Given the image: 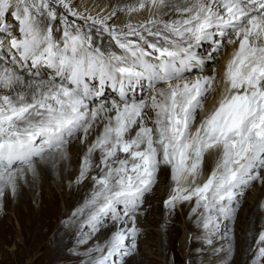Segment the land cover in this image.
<instances>
[{
  "label": "snow or ice",
  "instance_id": "1",
  "mask_svg": "<svg viewBox=\"0 0 264 264\" xmlns=\"http://www.w3.org/2000/svg\"><path fill=\"white\" fill-rule=\"evenodd\" d=\"M166 3L137 0L127 11H151ZM54 4L63 7L67 15L58 16ZM9 11L18 21L19 35L9 33L8 44L0 40V49L6 47L10 63L21 69H27L29 61L32 68L44 65L54 69L59 83L53 78L31 79L25 84L14 67L0 68V88L12 90L19 85L28 89L14 96L0 95V195L5 186L14 192L18 176L23 177L25 169H14L16 163L35 174L34 157L62 151L69 138L80 132L84 143L93 126L103 119L102 131L81 161L78 181L93 167L92 155L97 150L100 174L92 177L94 190L79 211L89 209L85 223L94 229L108 213L123 223L132 217L133 225L118 227L103 247L90 250L100 253L91 264H109L110 258L124 249L126 238L135 237L138 229L132 214L155 183L161 165L170 167L176 185L165 206L195 198L193 211L203 208L205 228L218 227L213 212L226 218L231 215V208L223 202L234 199L235 189L261 178L253 171L264 167V0H185L175 6L178 19L152 16L121 29L109 27L110 16H85L68 0H0V31H7L3 21ZM69 15L83 19L88 31L70 23ZM57 19L62 27L59 38L53 27ZM93 27L97 33H107L120 54L111 47L102 50L96 46ZM232 34L228 44L238 47L224 67L223 89L197 124L198 112H205L208 96L217 90V76L184 78L203 63L193 47L210 42L218 51L223 38ZM4 59L0 53V60ZM38 75L29 72V76ZM89 79H98L101 90L93 91ZM144 79L151 95L129 102L126 89ZM108 82L113 88L119 86L120 102L91 108L90 99L100 97ZM161 83L164 86L158 88ZM133 130L134 135H129ZM213 154L215 166L206 181L198 184L205 156ZM117 205L124 206L123 216L117 214ZM257 245L253 264L264 260V231Z\"/></svg>",
  "mask_w": 264,
  "mask_h": 264
},
{
  "label": "bare ground",
  "instance_id": "2",
  "mask_svg": "<svg viewBox=\"0 0 264 264\" xmlns=\"http://www.w3.org/2000/svg\"><path fill=\"white\" fill-rule=\"evenodd\" d=\"M95 1L96 0H81L80 9L86 8V11L87 10L89 11V8L91 7L90 10L91 12H93V15L96 14L95 16L105 17V16H109L107 15L108 8L116 9V11H119L120 9H121L120 11H127V8L129 6L135 5L137 3V0H109V1L97 0V2L94 3ZM89 2L90 4L88 6L87 4ZM98 2H100L99 5ZM184 3L185 0H167L165 6L161 7L160 9L153 8V11L155 9L156 10L158 9L156 13H160V14H153V12L152 13L146 12V10L149 9L145 8L144 10H142L140 13L137 14L132 12L127 16L122 15L120 17H117L119 21L115 25L119 26L120 29L122 28V26H125L129 23L133 25H138L148 20L152 16L163 19L165 21L178 19L179 13L176 12L173 14V11H175L174 9L176 5H182ZM121 5L122 7H120ZM171 12L173 15H167L168 13ZM154 27H158V26H154ZM93 30L96 31V27H93ZM10 38L11 37L8 38L7 44ZM218 38L219 37H216V39ZM233 38L234 36H232V39ZM227 46L228 47L226 54L222 56L217 55V59H218L217 85L219 84L218 87L220 89V92L214 94L213 96L210 95L211 97L209 96V98L205 102V112L202 113L198 112V114L201 113L202 116H204L206 114V111L210 110L214 106V102L219 99L221 90L223 89V84L220 83V81L222 82L224 67L227 61L231 58V54L234 51V49L238 47V44L230 45L228 44L227 41ZM100 47L102 48V50H106L111 46L110 43H108L107 41L103 43ZM204 47L206 48L208 47L210 49L211 45H206L200 48L204 50ZM198 49H197V54L200 55L201 57H205V54H203ZM212 51H214V49ZM205 60L208 59L205 58ZM0 68L2 67L0 66ZM207 70H209L207 68V65H204L201 70L202 72L199 73L193 72V74L186 72L184 74V78L185 79H190L191 77L195 78L197 76H200L203 72ZM17 73L20 75L23 74L19 72ZM23 77L25 78V76ZM40 79H44V78H40ZM47 80L49 79L47 78ZM10 92L13 96L15 95V91L12 92L11 90L9 91V93ZM100 104H101L100 102H97L96 107H98ZM106 105L109 107L111 106L110 103H106ZM147 123L149 126H151L150 120H148ZM196 123H199V118H197ZM98 124L99 125L97 126L96 130H93L91 132L92 134L88 137L91 143L96 139L100 131H102L103 126H101L100 123ZM194 128L195 125L193 127V130ZM95 133L96 136H92ZM129 135H134V130ZM65 147L66 146H64V148ZM64 148L62 151H55L56 153L59 154V156H57L54 151H48V153H45L43 157L36 156L37 160L33 162L36 169L34 176L31 177L30 180H28V174H26L25 173L26 171H24L23 177L18 176L17 178L15 191L13 192L12 190V197L8 193L10 189H8L6 192L5 188L3 190V195H0V221L5 222V219H7L6 222H8L10 225L12 224V217H13L16 219L19 226V229H17V231L14 230V233H12V230L10 231L11 227L7 225L6 227L0 229V234H2V232L6 228L8 230L9 237L12 238L16 232L17 235H21V238L24 240L23 242H21L23 246L27 245L28 242L25 243V241L30 238V234H31L35 238L33 239V241H36L35 245L37 246V248L43 250V253L39 255L35 254V256L33 257L35 264H41L42 262L43 264L69 263V261L62 258L64 251H69L70 249H73L75 252L74 256L76 255L79 256L78 254L81 252L82 254H84L83 253L84 251H87L89 253V249H93L94 246L92 243L90 244L88 242L91 241L93 237L94 238L96 237L94 234L98 230L99 233L97 232L98 233L97 245L100 244L103 247L105 241L118 228L116 226L117 223H119V225L122 226V222L112 221L113 214H107V218L100 219V221L96 224L95 229L93 228L92 225H90V230H83L82 226L85 223V219L82 216L81 214L82 212H80L79 209L84 207L86 198L87 196L89 197L88 191L89 190L91 191L94 187V181L91 178V173L97 172L98 175L100 174V167H101L99 166L100 152L99 150H97L92 155L93 167L86 174L88 175V177H86L87 179H85L84 181L83 180L78 181L77 178L79 177L80 174L79 165L81 164V161L88 147L86 146L80 147V144L73 145V148L70 147L69 149V151H71L74 154L73 156H69L70 153L66 155L65 152L66 150ZM75 156H78L76 159L77 163L75 162L76 163L75 167H70V162H71L70 159L72 157L75 158ZM58 158H61L59 162L57 161ZM215 162H216V157L214 154L205 156L203 169L204 171H206L207 174L206 173L205 174L207 177H208V173L210 174L211 170L215 166ZM19 168L20 167L17 166V164L14 165V169H19ZM73 170H76V173H73ZM162 170L163 172L161 174L164 175V182L166 183L169 191V187L172 184V179L169 176V166L161 165L158 172ZM255 172H258V170L255 169L253 171V175L256 174ZM259 172H261V174H259L261 178L256 179L251 187L248 188L246 184L247 186L246 188H244L245 185H241L240 186L241 188L238 187L237 190H235L236 195L234 199L231 202H229L231 203L230 204L231 215L228 218L217 212L218 227L216 226H210L209 228L204 227V210L202 207L196 208L195 212L192 210L188 211L186 207L182 209L181 218H183L185 224L189 227L187 228L191 231V233L198 232L197 234L198 238L196 236H194L193 238L194 240L193 245L195 249L198 248L200 249V250H196L194 253V256L197 259L196 263L202 264L203 260L205 261L206 258L208 259L209 257L213 255L215 256L216 254L223 255L229 249L232 248L233 249L236 248L237 252H232L234 256L231 258L228 256L227 258H224L225 260H231L232 263L235 262L241 263V261L242 262L244 261L243 262L244 264H246L248 261H252L253 254L251 252V246L254 245L253 243L254 238L257 237L258 235L255 234V231L258 230V233L260 231H264V167H261ZM53 176H57L58 178L57 182L59 183L60 190L57 193H54V195L48 196L39 187L38 183L39 181L46 182ZM257 185L260 188H258ZM242 190H244V192L246 191L245 192L246 194H250L255 199L254 201H256V203H254L253 205L244 206L243 209H240L242 210L240 212L238 210V204H240L243 200L242 197L239 196L240 191ZM51 201L53 204L51 203ZM58 201H61L63 203L64 209H61L58 206L57 204ZM195 207L196 204L193 206V208ZM9 210H13L14 215L12 216L7 215ZM121 210H124V207H121ZM169 214L172 215L169 217L170 219L176 220L177 215L174 212L170 211ZM235 214L236 216L234 217ZM24 218L28 220L26 225ZM233 222L235 225L233 224ZM104 224H107V226ZM151 224L155 225V223H151ZM226 224L231 225L228 227L229 228L228 230ZM0 225L3 224L1 223ZM127 228H129V226ZM76 229L79 230L75 232L74 230ZM137 229L139 231L143 230L140 227H138ZM27 230L29 231V234H25ZM69 230L71 231L73 230V233H69ZM219 230H225V232L224 233L221 232L220 235L219 234L215 235ZM241 230L243 232H241ZM139 231L137 232L136 235L140 233ZM145 232L146 231L143 230V233ZM212 235L213 237H211ZM84 244L88 245L86 250L79 248V247H83ZM97 245L95 247H97ZM27 251H29V249ZM224 259L218 260L217 258L214 260L215 262H213L212 264H219V263L223 264L224 261L222 260ZM70 263L77 264L76 257H72Z\"/></svg>",
  "mask_w": 264,
  "mask_h": 264
},
{
  "label": "rangeland",
  "instance_id": "3",
  "mask_svg": "<svg viewBox=\"0 0 264 264\" xmlns=\"http://www.w3.org/2000/svg\"><path fill=\"white\" fill-rule=\"evenodd\" d=\"M80 1L81 0H68V2L70 3V5L72 6V8L74 10L84 14L85 16H87V15L95 16L96 15V14L93 15V12H91V10H90L91 7L89 8V11L88 10L86 11V8L80 9ZM107 1H109V0H107ZM13 2H14V0H13ZM96 2H97V0L94 3H96ZM89 4H90V2L87 5L89 6ZM99 4H100V2H98V5ZM53 6L57 8L58 16L60 14L67 15V11L63 7H57L55 4ZM120 7H122V5ZM158 9H160V8H158ZM120 10L116 11V9H112V8L109 9L108 8L107 15H109L111 17L109 19V21H107L109 27L115 26L117 29H120L119 26L115 25L119 21L117 19V17H120L122 15L127 16L130 14L128 11H120ZM157 10L155 9L153 11V9H151V11L146 10V12H149V13L153 12V14H160V13H156ZM141 11H137V12H133V13L137 14V13H140ZM113 12H115V15H111ZM174 13H176V11H173V14ZM173 14L171 12V13H168L167 15H173ZM68 19H69L70 23L74 21L76 25H80V26L84 27L85 32L88 31V27L85 25V21L83 19H78V18L72 17L70 15L68 16ZM3 22L7 25V31H0V40H2L5 45H7L8 38L10 37L9 33H11V35H16V36L19 35V32H18L19 24H18V21H16L14 19V17H12L11 11H9V13L6 14V20H4ZM53 27H54V35L57 38H59V36L62 35V27L59 23V19H57L55 22H53ZM123 27L124 26H122V28ZM93 31L94 30L92 28L91 33L93 35V39H94L96 46H101L103 43L108 41V43H110L111 50L116 51L117 54H120V50L115 46V43L110 40V37L107 35V33L106 34L103 32L97 33V31H94V32ZM104 35H106V36H104ZM232 36H234V34H232ZM232 36L223 38V40H222L223 47H221L218 51H212V49H208V47L207 48L204 47V50H202L201 48L198 49L203 54H205V57H203V58L208 59V60L204 61V65H207V68L209 70L203 72L201 75H208V76L216 75V76H218L217 55L222 56V55L226 54L227 47H228L227 41H228V39H232ZM149 39H153V38L150 37ZM219 39H221V38L219 37L218 40ZM6 49H7L6 47L4 49H0V53L4 54L6 52ZM3 51H4V53H3ZM206 53H208V54H206ZM4 56H5V59L0 60V66L2 68L3 67H14L16 72L23 73L22 75L25 76V78H24L25 84H27V82L31 79H38V80H45V81H47V78L50 79L49 74L47 73L46 70L43 69V66H39L41 68V72L39 73V74H41V76H29V73L27 71L32 70L30 66H28L29 69L27 68L24 70H18L16 68V66H14L10 63V59L7 58L8 54L5 53ZM213 57H215V58H213ZM32 73H35V70H33ZM196 76H197V74H196ZM40 78H44V79H40ZM190 79H193V77H191ZM220 83H222V82L220 81ZM218 85H217V90L215 92H213L212 94H210L211 96L220 92ZM159 87L160 86H158V88ZM27 90L28 89L26 87L22 88L21 86L17 85L15 89H12V92L15 91V93H16L19 91H27ZM9 91H11V90L0 88V95H12L11 92L9 93ZM150 93H151V91L144 92V94H142V96L136 100L144 99V98L150 96L151 95ZM209 96H208V98H209ZM132 101H130V102H132ZM110 105H111V103H110ZM96 106H97V101L94 104H92L90 107L96 108ZM201 113L198 114V117H197V118H199V121L204 117V116H202ZM112 114H114V113H111L109 115H112ZM98 123H100V125L103 126L105 121L103 119H100L97 122V124L93 126V129L90 131V134L88 135V137L92 134L91 132L93 130H96L97 126L99 125ZM82 135H83V132H80V133H77L75 136L69 138V142L65 145L66 147L64 148L66 150L65 151L66 155H68V153L71 154V155L69 154V156L74 155L71 151H69V149H70V147L73 148V145H75V144H77V145L80 144V147L81 146L82 147L83 146L88 147L91 144L88 137L84 143H81L80 137ZM92 136H96V133L93 134ZM88 143H90V144H88ZM45 153H48V151H46ZM56 155L59 156L58 153H56ZM77 157L78 156H75V158L72 157L70 159V161H71L70 167H75V165L77 163L76 162ZM120 157H123V154H121ZM36 160H37L36 157H34L33 162H35ZM60 160H61V158H58L57 161L59 162ZM16 164L20 168L21 167L25 168V171H26L25 173L28 174V180H30V178L34 176V174L32 172L27 171L26 165H21L19 163H16ZM79 166H81V164ZM260 169H261V167L257 168L259 174H261V172H259ZM162 172H163V170L160 172H157L155 183L151 186V188L147 192H145L143 194V197L137 202L138 206L132 214L135 217V222H136L135 227L136 228L140 227L141 229H143L146 232L143 233V230H140V231L138 230L140 233L138 235H136V237L134 239L131 236L127 237L125 240L124 249H122V252L120 254H116V255L112 256L110 258L109 264H125L126 261H127L126 264H198V263H196L197 259L194 256V253L196 250H200V249L199 248L195 249V247L193 245V242H194L193 238H194V236H196L198 238V236H197L198 232L191 233V231L188 229L189 227L185 224L183 218H181L182 209L184 207H186L188 211H191V210L193 211V206L195 205V198H193V200H191V201H179L173 207H166L164 201L166 199H168L169 195H171V193H172V189L176 185H175L174 181L172 180V184L169 187V191H168V187H167L166 183L164 182V175L161 174ZM73 173H76V170H73ZM203 173L204 174H202L201 176L198 177L199 180L197 179L198 184H203V182L206 181V178H207L206 174L207 173H206V171H204V169H203ZM255 173H257V172H255ZM208 175H209V173H208ZM93 176H98V173L97 172L91 173V178ZM169 176L171 177L170 167H169ZM86 177H88V175L85 176L83 181L85 179H87ZM255 180H251L247 184L248 188L253 185V182ZM57 181H58L57 176H53L46 182L39 181L38 185L46 195L52 196V195H54V193H57L60 190V186H59V183ZM247 186L245 185L244 188H246ZM257 187L260 188L258 185H257ZM4 188H5L6 192L8 189H10V191L8 193L12 197L11 187L9 188V187L5 186ZM93 190H94V187L91 191L89 190L90 192L88 191L89 197L87 196L86 200L91 197ZM235 190H237V189H235ZM245 192H244V190L240 191L239 196H241L243 199L242 202L240 204H238V210L240 212L242 211L240 209H243L244 206H249V205H253L254 203H256V201H254L255 199L250 194H246ZM51 203H52V201H51ZM57 204L61 209H64L63 203L61 201H58ZM223 204H226L225 206L229 205L228 207H231L230 206L231 203L227 202V200H225L223 202ZM243 204H245V205H243ZM84 205H85V203H84ZM239 206H240V208H239ZM121 207H124V206L123 205H117V212H118L117 214L120 216H123L125 209L121 210ZM88 211H89V209L85 208L84 212L81 213L82 216L84 217L85 221L87 219ZM170 211L174 212L177 215L176 220L169 218L170 216H172L171 214H169ZM108 214H112V213H108ZM236 214H237V212H236ZM236 214L234 215V217L236 216ZM7 215H11V216L14 215L13 210H9ZM212 215L214 217L218 218L217 212H213ZM104 218H107V214L101 217V219H104ZM14 219L15 218L12 217V224H10V225L8 222H6L7 219H5V222L0 221L3 224V225H0V229L6 227L8 225L11 227L10 231L12 230V233H14V230L17 231V229H19V226H18L16 219L15 220ZM24 220H25V225H26L28 220L25 218H24ZM112 221H114V219H112ZM234 222H233V224H234ZM151 223H155V225H152ZM104 225L107 226V224H104ZM132 225H133L132 217H128L126 223L122 222V226H120L119 223H117L116 226L117 227H128L129 226V228H131ZM226 225H227V230H228L229 229L228 227L231 225L230 224H226ZM82 227H83V230H90V225H88L86 223H84ZM77 230H79V229H76L74 231L76 232ZM150 230H152V231H150ZM225 230H219L215 235H217V234L220 235L221 232L224 233ZM97 232L99 233V230ZM97 232H95V234H94L96 237L95 238L93 237L92 240L88 242L90 244L92 243L94 246L93 249H89V253L87 251H84L83 252L84 254H82V252H81L78 254L79 256H77V255L74 256L75 252L73 249H70L69 251H64L62 258L69 261V263H64V264H72V263H70L72 257H76V263L77 264H79V263L80 264H91V260L100 255L99 252L90 251V250H94L96 248L95 246L98 243V241H97L98 240V238H97L98 233ZM241 232H243V231L241 230ZM260 232L258 233V230L255 231V234L256 235L258 234V235H257V237L254 238V241H253L254 245L251 246V252L253 254V259H252V261H248L246 264H253L255 254L258 251L257 239H258ZM69 233H73V230L72 231L69 230ZM25 234H29V231L27 230L25 232ZM109 234H110V232H109ZM239 234H240V232H239ZM211 237H213V235ZM235 237H236V235H235ZM33 239H35V238L30 234V238L25 241V243L28 242L27 245L23 246L21 244V242H23L24 240L21 238V235H17V233L15 232L14 236L12 238H10L8 230L5 228V230L2 232V234H0V264H35L33 257L35 256V254L39 255V254L43 253V250L37 248V246L35 245L36 241H33ZM133 244L135 245L134 247H133ZM261 246H264V245H261ZM87 247H88V245L84 244L83 247H79V248L86 250ZM28 249H29V251H27ZM229 250L223 255L216 254L215 256L213 255V256L209 257L208 259L206 258L205 261L203 260L202 264H212L213 262H215L214 260L217 258H218V260L227 258L228 256L231 258L234 256L232 252H237L236 248H234V249L232 248ZM125 251L128 252L127 255H123V252H125ZM70 253H72V254H70ZM81 254H82V256H81ZM222 261H224L223 264H242L244 262V261L243 262L241 261V263H236V262L232 263L231 260H225V259ZM41 264H43V262ZM260 264H264V260H261Z\"/></svg>",
  "mask_w": 264,
  "mask_h": 264
}]
</instances>
